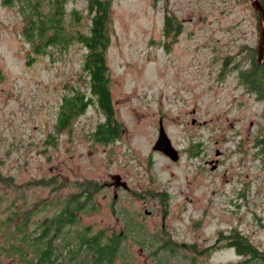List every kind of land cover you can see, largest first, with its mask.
<instances>
[{
    "label": "rangeland",
    "instance_id": "1",
    "mask_svg": "<svg viewBox=\"0 0 264 264\" xmlns=\"http://www.w3.org/2000/svg\"><path fill=\"white\" fill-rule=\"evenodd\" d=\"M3 1L0 264H25L8 252L16 225L36 233L87 183L98 192L88 190L89 211L68 232L120 234L126 224L138 241L146 236L141 225L149 235L145 242L128 238L116 264H264L228 246L238 231L264 255V104L240 82L260 36L251 3L112 0L107 65L123 132L104 145L93 138L105 121L96 105L58 129L63 98L89 93L85 49L50 50L28 65L24 20L17 5ZM67 10L86 14L87 2L69 0ZM167 17L179 34L165 33ZM160 122L177 162L153 150ZM114 175L129 192L107 187Z\"/></svg>",
    "mask_w": 264,
    "mask_h": 264
},
{
    "label": "trees",
    "instance_id": "2",
    "mask_svg": "<svg viewBox=\"0 0 264 264\" xmlns=\"http://www.w3.org/2000/svg\"><path fill=\"white\" fill-rule=\"evenodd\" d=\"M67 1L69 0H4L3 4L6 7L17 5L24 20L23 38L31 48L28 65L35 62L37 57L48 56L50 50L67 51L74 44L85 49L82 70L88 80L89 93L77 91L72 96L63 98L58 115V129H69L78 116L96 105L105 121L98 125L93 138L97 143L109 145L118 141L123 132V126L115 116L107 65V52L111 45L112 0H86V14L77 10L69 12ZM260 1L264 5V0ZM165 33H180L176 22L168 17ZM240 82L264 104V66L258 63L256 56L252 58L249 69L240 73ZM258 143L264 145V135L258 138ZM88 190L96 193L98 187L87 183L81 193L70 196L62 211L39 226L34 234L27 232L25 223L16 225L7 237L10 256L25 264H116L123 254L125 237L109 235L106 231L94 234L89 228L82 232H68V227L79 223L80 214L89 211L91 195ZM127 231L131 233L130 230ZM169 244V241L164 242L161 251L168 248ZM228 246L236 249L241 256L247 255L264 262V255L252 247L238 231L232 233ZM158 256L159 254L156 257Z\"/></svg>",
    "mask_w": 264,
    "mask_h": 264
},
{
    "label": "water",
    "instance_id": "3",
    "mask_svg": "<svg viewBox=\"0 0 264 264\" xmlns=\"http://www.w3.org/2000/svg\"><path fill=\"white\" fill-rule=\"evenodd\" d=\"M251 3L252 8L256 11L259 18L260 24V36L257 47V61L260 65L264 66V5L260 0H248ZM195 122H193L194 124ZM154 151H159L169 157L172 161L177 162L180 158L178 151L173 147L166 131L163 126V123L160 122L159 136L153 146ZM217 156L221 155L220 151H217ZM217 166H213L212 170H216ZM117 179L120 180L118 176Z\"/></svg>",
    "mask_w": 264,
    "mask_h": 264
},
{
    "label": "flooded vegetation",
    "instance_id": "4",
    "mask_svg": "<svg viewBox=\"0 0 264 264\" xmlns=\"http://www.w3.org/2000/svg\"><path fill=\"white\" fill-rule=\"evenodd\" d=\"M209 164L210 165H212V166H217L218 167V161L216 160V161H211V162H209ZM120 177V180L119 179H117V177ZM107 185V187H109V188H111V189H115V193H119V192H121V191H126V192H129L130 191V188H129V186H128V184H127V182L123 179V177L122 176H120V175H114V176H112V181L111 182H109V183H107L106 184ZM98 192V191H97ZM118 198V194H115V197H114V199L116 200ZM148 214H150V213H148ZM139 223V222H138ZM124 224H125V220H124ZM140 225H141V223H139ZM142 226V228H144L143 230H144V232H145V237L143 238V239H141L140 241H143L144 240V242L146 241V240H148V237H149V235H147L146 233H147V231H146V228H145V226H143V225H141ZM127 229H128V227H127V225L125 224V229H124V231H121V233L120 234H118V233H115L116 231H113V233H111V234H118L120 237H125V241L129 238H132L134 241H136V242H140V241H138V240H136V239H134L133 237H131V235H135L136 234V232H134V231H132V230H130V234L128 233V231H127ZM129 230V229H128ZM143 244V243H142Z\"/></svg>",
    "mask_w": 264,
    "mask_h": 264
}]
</instances>
